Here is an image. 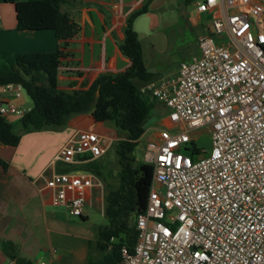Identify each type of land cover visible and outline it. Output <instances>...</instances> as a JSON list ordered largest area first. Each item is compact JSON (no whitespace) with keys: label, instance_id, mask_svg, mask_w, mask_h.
Segmentation results:
<instances>
[{"label":"built area","instance_id":"obj_1","mask_svg":"<svg viewBox=\"0 0 264 264\" xmlns=\"http://www.w3.org/2000/svg\"><path fill=\"white\" fill-rule=\"evenodd\" d=\"M191 3L207 16L196 55L180 62L174 76L139 87L167 113L145 138L143 160L152 165L147 207L134 218L133 251L123 245L117 264H264V0ZM23 90L19 83L0 85L14 97ZM27 111L0 102V116ZM203 126L210 129L209 153L192 135ZM110 143L92 129L77 130L54 161L97 160ZM44 180L52 203L77 218L85 216L86 191L103 192L102 180L82 169Z\"/></svg>","mask_w":264,"mask_h":264},{"label":"crops","instance_id":"obj_2","mask_svg":"<svg viewBox=\"0 0 264 264\" xmlns=\"http://www.w3.org/2000/svg\"><path fill=\"white\" fill-rule=\"evenodd\" d=\"M143 1L65 0L61 11L75 23L76 32L73 37L61 40L52 30H18L14 5L0 0V68L11 69L17 56L23 53L64 50L68 56L62 58L58 70V88L86 89L100 73L115 74L129 66L130 61L122 55L119 45L124 40L128 13ZM173 7L194 25L207 17L198 15L191 1L153 0L150 9L135 19L133 26L145 67L153 74L152 80L171 77L177 72L178 66L171 72L164 70L159 57L164 48L157 46L167 43L170 26L163 14L159 17L156 11ZM205 23L199 34L206 32ZM194 50L193 56L197 52L196 44ZM23 91L19 97L0 91V102L10 101L29 110L32 103ZM5 119L15 131L19 130V118ZM108 122H97L90 113L79 114L61 129L22 134L16 146L0 143V159L7 164L4 170L0 166V264H31L32 261L39 264L41 260L46 264H88L89 242L95 225L89 220L88 208L96 205L103 214L101 192L86 191L85 216L77 218L70 215L66 205L52 203L51 191L45 187L44 179L55 171L60 172L58 169L64 164L55 162L54 157L71 135L77 130L92 129L110 138L107 133L112 125Z\"/></svg>","mask_w":264,"mask_h":264},{"label":"trees","instance_id":"obj_3","mask_svg":"<svg viewBox=\"0 0 264 264\" xmlns=\"http://www.w3.org/2000/svg\"><path fill=\"white\" fill-rule=\"evenodd\" d=\"M64 1L7 0L14 5L18 30H52L57 38L67 40L75 34L76 26L61 11ZM152 1L144 0L126 17L124 40L119 50L129 59V66L115 74L100 73L86 89L65 91L58 88V70L62 58L68 56L64 50L23 53L17 56L11 69L0 68V85L19 83L32 102L31 108L19 118L18 131L0 116L1 144L16 146L24 133L58 130L71 117L85 113H90L97 122L110 121L126 133L115 147L118 165L116 186L108 182L101 159L58 169L60 172L82 169L103 181V216L106 223L92 226L88 264H117L121 260L120 248L123 245L132 252L136 238L134 218L136 214L144 213L147 207L152 165L137 160L134 150L152 110L160 106L158 101L139 91L143 83L153 79V74L145 67L133 24L139 15L150 9ZM163 108L166 114L167 110ZM0 166L4 170L7 164L0 159ZM95 251L98 253L96 256L93 254Z\"/></svg>","mask_w":264,"mask_h":264},{"label":"rangeland","instance_id":"obj_4","mask_svg":"<svg viewBox=\"0 0 264 264\" xmlns=\"http://www.w3.org/2000/svg\"><path fill=\"white\" fill-rule=\"evenodd\" d=\"M179 12L180 11L177 9V7L156 11L159 17H161L163 14V17H165L167 20L168 26H170V29L168 30L167 43L165 41V44L163 43L157 45L160 48H164V50L160 52L159 57L161 58V64L164 65V70L166 72H171L173 69H175L179 64V61L182 62L192 58L195 52L194 47L196 44V38L200 33V27L206 21V19H201L197 25H194L190 19L188 20L186 17L183 18ZM157 30H160V28ZM22 93L28 98L29 103H32L26 92L23 91ZM159 106L160 107H158V109L155 108L152 110L151 116L146 123L145 133L143 136H140L138 144L134 150L136 159L141 162L144 161L143 152L146 143L145 138H147L149 135L148 130L158 126V124L162 123V120L166 118V114L163 113V105L160 104ZM108 123L112 125L111 131L107 133V135L111 138V143L106 153L100 159L104 161L105 176L108 179V182L116 186L118 183L116 176L118 165L115 147L119 139L125 138L126 133L124 131L118 130L111 122ZM192 135L194 136L197 147L201 148L203 153H209L211 150V136L209 127L203 126L195 129L192 131ZM101 194L103 205V192ZM88 213L89 220L95 225H102L106 223V219L104 218L98 206L93 205L89 207ZM93 254L94 256L98 255L96 251L93 252ZM38 258L39 260L41 259L40 256ZM31 264L38 263L32 261Z\"/></svg>","mask_w":264,"mask_h":264}]
</instances>
